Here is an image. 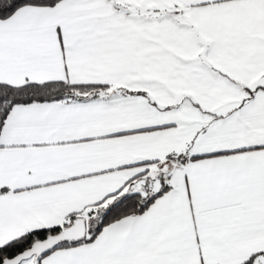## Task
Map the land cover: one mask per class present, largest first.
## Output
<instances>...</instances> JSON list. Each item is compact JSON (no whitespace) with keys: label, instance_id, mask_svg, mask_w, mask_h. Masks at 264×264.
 <instances>
[{"label":"snow or ice","instance_id":"1","mask_svg":"<svg viewBox=\"0 0 264 264\" xmlns=\"http://www.w3.org/2000/svg\"><path fill=\"white\" fill-rule=\"evenodd\" d=\"M0 264H264V0H0Z\"/></svg>","mask_w":264,"mask_h":264}]
</instances>
